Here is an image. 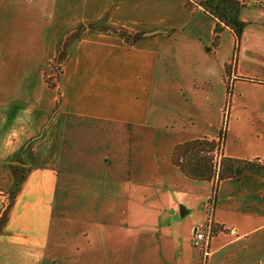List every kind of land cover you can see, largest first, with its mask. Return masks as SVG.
<instances>
[{
  "label": "crops",
  "instance_id": "crops-1",
  "mask_svg": "<svg viewBox=\"0 0 264 264\" xmlns=\"http://www.w3.org/2000/svg\"><path fill=\"white\" fill-rule=\"evenodd\" d=\"M258 1L239 11L244 27L234 51L228 28L212 44L216 19L191 0H0V264H55L50 211L61 166L73 159L66 144L82 147L83 128L151 127L156 99L162 103L154 124L170 127L180 190L195 196L193 208L203 201L199 223L207 219L212 181L188 178L171 152L186 140L218 139L228 85L221 151L264 160V0ZM122 33L137 38L128 42ZM212 204L217 230L208 253L202 259L197 248L185 250L178 264H264V177L220 180ZM193 223L190 230L199 224ZM87 240L101 264L131 255L118 243L112 251L121 255L107 258L97 247L106 238Z\"/></svg>",
  "mask_w": 264,
  "mask_h": 264
},
{
  "label": "rangeland",
  "instance_id": "rangeland-1",
  "mask_svg": "<svg viewBox=\"0 0 264 264\" xmlns=\"http://www.w3.org/2000/svg\"><path fill=\"white\" fill-rule=\"evenodd\" d=\"M224 43L228 44L229 38ZM51 71L56 73L50 76L56 77L55 81L58 70ZM160 103L157 99L151 103V127L83 128L77 138L82 147L73 150L71 143L66 144V154L75 163L72 159L61 166L59 189L50 211L53 235L49 257L55 264H72L74 257L80 260L78 264H101L96 253L89 252L96 246L87 240L92 237L108 240L97 247L113 260L121 255L113 248L124 243L131 255L127 257L125 252L120 264H178L185 250L196 251L190 240L193 229L187 222L193 220L195 226L205 219L203 201L193 208L195 196L180 190L182 182L169 159L170 127L154 124L161 114L155 105ZM212 203L210 198L209 205ZM183 211L187 213L181 216ZM216 230L212 219L210 235ZM57 236L61 237L60 247ZM73 238L81 241L75 244ZM76 246L82 251H71ZM200 254L203 259L205 255ZM44 263L53 264L51 260Z\"/></svg>",
  "mask_w": 264,
  "mask_h": 264
},
{
  "label": "trees",
  "instance_id": "trees-1",
  "mask_svg": "<svg viewBox=\"0 0 264 264\" xmlns=\"http://www.w3.org/2000/svg\"><path fill=\"white\" fill-rule=\"evenodd\" d=\"M201 6L215 19L212 44L219 41V33L228 28L232 31L236 51L241 36L244 22L239 17L240 9L245 5L244 0H192ZM198 1V2H196ZM196 2V3H195ZM126 41L135 40L137 37L122 33ZM231 90L227 85V97L224 111V120L228 114V104ZM225 122L217 140L208 138H195L176 144L171 152V162L177 166L188 178L195 180L212 181V202L215 200L216 187L220 180L233 178L239 180L244 174L255 173L264 177V160L237 159L224 156L221 147L224 140ZM14 193V192H13ZM13 195H11L12 197Z\"/></svg>",
  "mask_w": 264,
  "mask_h": 264
},
{
  "label": "built area",
  "instance_id": "built-area-1",
  "mask_svg": "<svg viewBox=\"0 0 264 264\" xmlns=\"http://www.w3.org/2000/svg\"><path fill=\"white\" fill-rule=\"evenodd\" d=\"M53 77V76H51ZM209 205V202H208ZM207 205V219L193 228L191 242L193 247L197 248L203 255L208 253L210 235V223L213 219V204Z\"/></svg>",
  "mask_w": 264,
  "mask_h": 264
}]
</instances>
